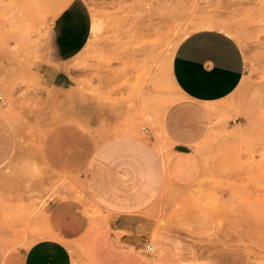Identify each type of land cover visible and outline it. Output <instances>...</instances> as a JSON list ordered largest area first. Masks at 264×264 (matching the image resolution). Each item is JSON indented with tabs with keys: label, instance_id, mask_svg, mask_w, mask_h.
Segmentation results:
<instances>
[{
	"label": "rangeland",
	"instance_id": "374dc122",
	"mask_svg": "<svg viewBox=\"0 0 264 264\" xmlns=\"http://www.w3.org/2000/svg\"><path fill=\"white\" fill-rule=\"evenodd\" d=\"M71 1L0 0V260L42 238L55 202L76 200L104 219L86 177L105 142L134 130L167 157L160 126L181 99L173 53L194 25L213 20L234 29L244 77L211 109L194 148L200 177L165 185L144 212L151 226L136 248L174 264H264V0H81L98 31L60 89L37 72L50 27Z\"/></svg>",
	"mask_w": 264,
	"mask_h": 264
},
{
	"label": "crops",
	"instance_id": "0c3cea01",
	"mask_svg": "<svg viewBox=\"0 0 264 264\" xmlns=\"http://www.w3.org/2000/svg\"><path fill=\"white\" fill-rule=\"evenodd\" d=\"M75 7L80 24L66 26ZM85 18L87 23L85 24ZM91 20L83 1H71L54 19L38 69L42 82L69 86L66 67L86 47ZM245 61L238 42L215 29L198 30L176 47L171 80L181 99L165 112L160 132L167 157L151 142L130 136L102 144L87 167V197L105 216H90L84 204L61 200L44 214L42 238L24 250L11 252L0 264H174L137 251L151 222V208L167 183L185 188L200 177L202 162L195 153L210 129L211 109L221 105L239 87Z\"/></svg>",
	"mask_w": 264,
	"mask_h": 264
},
{
	"label": "bare ground",
	"instance_id": "6f19581e",
	"mask_svg": "<svg viewBox=\"0 0 264 264\" xmlns=\"http://www.w3.org/2000/svg\"><path fill=\"white\" fill-rule=\"evenodd\" d=\"M98 25V24H97ZM232 25V24H231ZM195 26V29L197 30H205V29H215V30H218V31H221L223 33H226L227 35H230L231 36V33H234V29L227 23H222V22H214L213 20L212 21H200L198 24L194 25ZM91 31L94 33L96 31H98V27L93 23L92 25V28H91ZM239 38V37H238ZM172 60V59H171ZM170 69H171V64H170ZM168 100V99H167ZM175 103V102H174ZM136 130V129H135ZM128 131V130H127ZM130 133L131 134H134V135H138L136 133V131H131L130 130ZM158 139V138H157ZM155 142V141H154ZM162 143V141H161ZM156 144V143H155ZM157 146V144H156ZM159 149V147H157ZM163 151V150H162ZM176 244V243H175ZM174 246V245H173ZM165 248V247H164ZM175 249V248H173ZM153 250V249H152ZM177 250V249H176ZM171 251V250H170ZM175 251V250H173ZM173 251H171L173 253ZM161 253V251H159ZM163 252V250H162ZM176 254H177V251H175ZM174 252V253H175ZM180 252V251H179ZM164 254V253H162ZM168 254V253H167ZM180 254V253H179ZM165 255V254H164ZM169 256V255H168ZM182 262V261H181ZM184 264V263H183Z\"/></svg>",
	"mask_w": 264,
	"mask_h": 264
},
{
	"label": "snow or ice",
	"instance_id": "6c2138e0",
	"mask_svg": "<svg viewBox=\"0 0 264 264\" xmlns=\"http://www.w3.org/2000/svg\"><path fill=\"white\" fill-rule=\"evenodd\" d=\"M65 23L66 26L70 29H75L79 26L80 20H79V14L76 12L75 7L73 6L72 8L69 9L68 14L65 15ZM87 23V20L85 18V24ZM70 151L75 150L76 145L75 144H70L68 146Z\"/></svg>",
	"mask_w": 264,
	"mask_h": 264
},
{
	"label": "built area",
	"instance_id": "2783aa9c",
	"mask_svg": "<svg viewBox=\"0 0 264 264\" xmlns=\"http://www.w3.org/2000/svg\"><path fill=\"white\" fill-rule=\"evenodd\" d=\"M151 250H152V249H151L150 246H147V247H146V251H147V252H150Z\"/></svg>",
	"mask_w": 264,
	"mask_h": 264
}]
</instances>
